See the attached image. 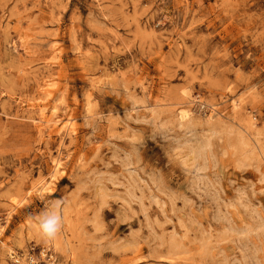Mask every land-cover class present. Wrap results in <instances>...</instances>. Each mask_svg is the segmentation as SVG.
I'll return each mask as SVG.
<instances>
[{"label":"rangeland","instance_id":"374dc122","mask_svg":"<svg viewBox=\"0 0 264 264\" xmlns=\"http://www.w3.org/2000/svg\"><path fill=\"white\" fill-rule=\"evenodd\" d=\"M51 257L264 264V0H0V264Z\"/></svg>","mask_w":264,"mask_h":264},{"label":"bare ground","instance_id":"6f19581e","mask_svg":"<svg viewBox=\"0 0 264 264\" xmlns=\"http://www.w3.org/2000/svg\"><path fill=\"white\" fill-rule=\"evenodd\" d=\"M52 90V89H51ZM43 92V95H50L49 92H50V86L49 84L48 85H44V87L42 88L41 90ZM52 92V91H51ZM55 93V92H54ZM41 94V93H40ZM194 101V100H193ZM45 103V102H44ZM235 105V103H234ZM236 107V105H235ZM234 107V108H235ZM42 110V109H41ZM218 110V109H217ZM21 111V110H20ZM43 111V110H42ZM191 111L189 109H181L178 114H177V122H178V126L180 127H184L186 125V122L187 120L190 121L191 119ZM224 113V112H223ZM217 114V112H216ZM214 114V115H216ZM225 114V113H224ZM22 115V114H21ZM37 116V115H36ZM70 116H68L69 118ZM52 118V117H51ZM51 118L47 117L45 115L44 112H41L39 114V117L36 121V128L39 130V131H44V129H50L51 132H55L56 129L58 132H62L66 135L71 134V133H75L76 132V128H75V121L72 117H70L69 119H66V120H62V121H56V120H52ZM36 119V118H35ZM188 125V124H187ZM78 130V129H77ZM67 137V136H65ZM73 137V136H72ZM64 139V138H63ZM63 144V143H62ZM63 146V145H62ZM209 147V146H208ZM208 149V148H207ZM205 150V149H204ZM202 150H200L201 152ZM205 152V151H204ZM182 153V152H181ZM206 153V152H205ZM204 153V157H206V154ZM200 156V154H199ZM62 157V156H61ZM201 158V156H200ZM199 158V159H200ZM184 159V158H183ZM206 159V158H204ZM263 159V158H262ZM202 161V160H201ZM62 168V165H61V161H55V164H54V172H57L59 171L60 169ZM200 168V167H199ZM198 169V168H197ZM43 182V181H41ZM47 186H48V182H45V183H39L36 185L37 187V190L40 192V195L43 196V194L48 190L47 189ZM123 186V185H122ZM50 188V187H49ZM51 191V190H50ZM52 192V191H51ZM43 200V199H42ZM139 205V204H138ZM49 206V205H47ZM48 209V207H47ZM65 211V210H63ZM68 211V210H67ZM66 213V211H65ZM64 214L62 212V209L61 207L59 206H56L55 204V207H52L47 215V221L49 222L50 224V227H48L46 230L47 231H43L41 232L40 228L39 227H36V226H33L30 228L31 232L32 233H35L37 234L41 239H45L49 244H50V247L52 249L53 252H57L58 250H63L64 252H68L69 251L71 252V248L73 247H70V244L68 242L65 241V238L63 237L64 235V229L65 226H66V223H67V220L64 218ZM40 224V222H39ZM43 224V223H42ZM41 224V225H42ZM69 225V223H68ZM43 227V225L41 226ZM67 228V227H66ZM68 231V230H67ZM74 231V230H73ZM72 231V232H73ZM44 233V234H43ZM66 236V235H65ZM74 246V245H73ZM74 250V249H73ZM71 254V253H69ZM78 254V253H77ZM55 255V254H54ZM73 255V254H72ZM74 256V255H73ZM46 257V256H45ZM74 260V259H73ZM17 263H21L23 264V260L21 258H17L16 259ZM31 264H36L35 261H31ZM49 264H56L55 263V257H51V261L49 262Z\"/></svg>","mask_w":264,"mask_h":264}]
</instances>
